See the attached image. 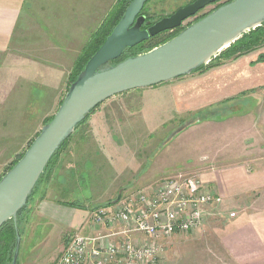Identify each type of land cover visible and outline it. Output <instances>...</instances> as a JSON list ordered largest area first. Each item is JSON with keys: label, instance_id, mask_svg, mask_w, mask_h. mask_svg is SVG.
<instances>
[{"label": "crops", "instance_id": "crops-1", "mask_svg": "<svg viewBox=\"0 0 264 264\" xmlns=\"http://www.w3.org/2000/svg\"><path fill=\"white\" fill-rule=\"evenodd\" d=\"M118 1L0 0V58L4 60L3 68L15 76L12 83H24L22 92L29 91V96L38 105L51 108L47 109L50 113L64 97L76 61ZM215 63L216 66L193 74L192 82L195 83L197 78L206 82L211 75H238L233 83L229 80L220 88L216 87V91L221 93L225 90L230 92L237 88L242 77L255 81L264 77V47ZM186 83L190 84L189 80ZM251 84L254 85L253 82ZM212 90L215 89L210 87L207 94ZM206 99L214 104L221 98L211 96ZM116 101L117 98L113 97L103 103L87 121L88 124L86 122L77 130L62 153L56 165L59 172L49 182L46 197L35 199L23 226L18 264H56L69 239L76 233L91 236L112 233L93 225L91 215L100 209L101 204L111 200L114 192L131 183L123 184L119 180L127 170L122 165L129 161L128 157L120 155L125 146L129 147L123 142H129L131 135L128 132L134 133L129 126L132 118L123 115L124 118L119 120L118 110L114 111L111 106L108 109L109 103ZM262 105L264 102L257 106L259 115L245 141L244 150L233 161H222L216 157L215 161L204 162L197 168L195 176L222 199V214L209 219L202 229L191 233L193 240L204 241L216 252V260L207 264H264ZM222 109L227 113L213 111L215 116L210 119H225L245 113L238 106H224ZM204 114L186 126L201 121ZM106 134L109 138H105ZM113 135L120 136V141L113 144ZM209 159L204 158L203 161ZM119 164L121 167L116 169ZM139 178L137 183L150 179ZM73 202L79 206L64 204ZM231 213L237 216L231 219Z\"/></svg>", "mask_w": 264, "mask_h": 264}, {"label": "rangeland", "instance_id": "rangeland-1", "mask_svg": "<svg viewBox=\"0 0 264 264\" xmlns=\"http://www.w3.org/2000/svg\"><path fill=\"white\" fill-rule=\"evenodd\" d=\"M194 1L196 0H150L146 5L144 16L146 19L151 18V21H158L161 17H170L178 9ZM228 1L230 0H219L208 6L195 17L187 20L183 27L197 22ZM256 29L243 34L235 43L240 42L239 40L255 32ZM235 43L212 58L209 64L227 59L224 54ZM3 62L4 60L0 58V177L15 158L26 151L28 144L34 140L44 123L54 116L69 87L68 84L59 106L47 113V109L50 110L51 108L38 105L37 101L29 96V91L22 92L24 83L21 85L12 83L15 76L3 68ZM201 72H194L191 75L154 87L136 89L117 95L115 96L117 98L116 103H109L108 109L114 107V111L118 110L119 120L124 118L123 115L132 118L129 126L133 128L134 133L128 132L131 135L129 142H123L129 144V147L125 146L122 155H120L128 157L127 161H129H126L128 164L125 162L126 164L122 165L127 170L124 171L119 180L123 184L130 181L131 183L129 186L114 192L111 200L101 204L100 207L97 206L98 208L112 206L120 194L122 198L137 194L149 186L157 185L158 182L167 177L179 174L197 175L199 165L204 162L215 161L216 157L222 161H233L244 150L245 141L250 136L249 132L253 131L251 128L259 115L256 113L257 106L264 102V77L257 81L248 78L245 80L242 77L236 89L230 92L225 90L224 93H221L216 91V87L220 88L223 83H228L229 80L233 83L238 75L226 74L224 77L211 75L206 82H201L197 78L196 82L193 83L192 75ZM188 80L190 84L186 83ZM252 82L254 85L251 84ZM210 87L215 90L207 94ZM18 90L21 92L20 96H18ZM239 90L240 92H238ZM37 94L39 95V93ZM211 96H219L221 99L211 104V100L206 99V97ZM114 104L117 105L112 106ZM224 106L242 107L245 113L234 114L225 119L214 118L209 120L201 116V121L185 128L186 124L193 123L191 121L196 120L198 115L203 113H211L210 116L213 111L227 113V110L222 109ZM262 106L264 109V105ZM99 108L90 115L88 122ZM260 127L264 128V121ZM181 129L183 130L179 132ZM113 137V144L120 141V136L113 135ZM105 138H109V135L106 134ZM230 152L236 153L232 155V153L229 154ZM62 153L57 161L62 158ZM123 153L128 154L123 155ZM204 158L210 159L203 161ZM119 167L121 164L116 166V169ZM138 177L140 180L150 179L147 182L137 183ZM45 182L43 181L39 188H42ZM31 202L32 208L34 201ZM193 239L191 234L174 236L166 247L162 264H207L210 261L214 262L217 255L213 248L206 246L204 241L200 243Z\"/></svg>", "mask_w": 264, "mask_h": 264}, {"label": "water", "instance_id": "water-1", "mask_svg": "<svg viewBox=\"0 0 264 264\" xmlns=\"http://www.w3.org/2000/svg\"><path fill=\"white\" fill-rule=\"evenodd\" d=\"M147 1L131 2L122 20L70 86L53 120L43 126L22 159L0 180V228L13 220L17 233L12 264L19 263L22 244L18 214L27 205L50 160L78 125L98 106L117 95L191 75L208 65L224 47L264 24V0H233L167 43L113 65L127 49L183 27L187 20L219 0H196L143 30L146 17L141 13ZM121 198L120 194L116 203Z\"/></svg>", "mask_w": 264, "mask_h": 264}, {"label": "built area", "instance_id": "built-area-1", "mask_svg": "<svg viewBox=\"0 0 264 264\" xmlns=\"http://www.w3.org/2000/svg\"><path fill=\"white\" fill-rule=\"evenodd\" d=\"M222 199L199 178L179 174L95 210L91 222L111 234L76 233L56 264H162L166 247L176 235L202 229L222 214ZM236 213L229 217L235 218Z\"/></svg>", "mask_w": 264, "mask_h": 264}, {"label": "trees", "instance_id": "trees-1", "mask_svg": "<svg viewBox=\"0 0 264 264\" xmlns=\"http://www.w3.org/2000/svg\"><path fill=\"white\" fill-rule=\"evenodd\" d=\"M149 1L150 0H148L147 3L145 4V7H144L141 15H145L144 11H145L146 5L148 4ZM231 1H233V0H230L227 3L231 2ZM131 2H133V0H119L116 3V5L112 8V10L108 14V16L106 17L104 22L98 28L96 33L92 36V38H91L90 42L88 43V45L86 46L84 52L80 55V57L76 61V64L74 65L73 71H72V73L70 75V79H69L68 91H69L70 86L77 80L79 75L83 72L84 68L86 67V65L90 61V59L103 46V44L105 43L107 38L110 36V34L113 32L115 27L122 20V18L124 17V14H125L128 6L131 4ZM227 3H225V4H227ZM225 4H223V5H225ZM223 5H220L219 7H221ZM218 8H216V9H218ZM212 12H210V13H212ZM210 13H208V14H210ZM207 15H205V16H207ZM204 17H202V18H204ZM163 18L164 17H161L158 21H160ZM158 21L157 20L151 21V18L148 17L146 19V22L143 25L142 29L146 30V29H148L149 27H151L152 25H154ZM191 25H189V26H191ZM189 26H187V27H189ZM187 27H181V28H179L177 30H174V31H169V32L162 33V34H160V35H158L156 37L150 38L148 41H145V42L141 43L140 45H138V46H136L134 48L127 49L123 53L122 57L119 58L116 61H113L112 64L116 65V64H119V63L125 61L126 59H128L130 57H137L139 55L148 53V52L152 51L153 49H155V48L167 43L171 39L175 38L183 30H185ZM239 41L240 42H237V43L233 44L229 48V50H227V52L224 54L225 56H227L226 57L227 59H231L233 57H238L240 55L249 53L251 51H254V50L258 49V48L263 47L264 46V24L262 26H260V27H257L255 32H253V33H251V34H249L247 36H244ZM216 65H217V63L211 62L207 66H202L196 72H200V71L204 70L207 67H214ZM63 101L61 102L60 106L62 105ZM100 106H98L97 108H99ZM90 115L87 117V119L84 122H82L80 125L77 126V128H76L75 132L73 133V135L67 141H65L63 143L61 148L56 152V154L50 160V162L48 163L44 173L42 174L41 178L39 179V182L37 183L33 193L31 194L27 205L25 206V208L23 210H21L19 212V214H18V225L20 227V230H21L22 234H23V226L25 225V222L29 218V215L31 214V211L33 209V207L31 208V204H32L31 201L35 202V199L38 196H40L42 199H44L46 197L48 186H49V182L51 180H53V177L56 178V175L59 172V170L56 168L57 167L56 165H57V162H58L57 159H58L59 155L66 149V146L69 144L71 139H73V137H74L75 133L77 132V130L83 124H85L88 121ZM213 116H215V115L212 114L210 116V114L206 113V114L203 115V118L210 119V118H213ZM53 118H54V116L48 122H46L45 125L50 123L53 120ZM40 132L34 138V140H32L28 144L26 151L30 148V146L35 141V139L39 136ZM25 152H23L22 154L18 155L15 158V160L8 166V168L5 171V173L0 177V180L5 176V174L7 172H9L22 159V157L24 156ZM43 181H46L45 185L42 188H39ZM64 204L79 206L78 205L79 203H76V202L64 203ZM16 242H17V233H16V228H15V222L13 220H10V221H8L6 224H4L0 228V264H12L14 253H15V249H16Z\"/></svg>", "mask_w": 264, "mask_h": 264}, {"label": "bare ground", "instance_id": "bare-ground-1", "mask_svg": "<svg viewBox=\"0 0 264 264\" xmlns=\"http://www.w3.org/2000/svg\"><path fill=\"white\" fill-rule=\"evenodd\" d=\"M226 48H228V47H227V46H226V47H224V49H226ZM224 49H223V50H224ZM66 243H67V242H66Z\"/></svg>", "mask_w": 264, "mask_h": 264}, {"label": "flooded vegetation", "instance_id": "flooded-vegetation-1", "mask_svg": "<svg viewBox=\"0 0 264 264\" xmlns=\"http://www.w3.org/2000/svg\"><path fill=\"white\" fill-rule=\"evenodd\" d=\"M195 2V1H194Z\"/></svg>", "mask_w": 264, "mask_h": 264}]
</instances>
